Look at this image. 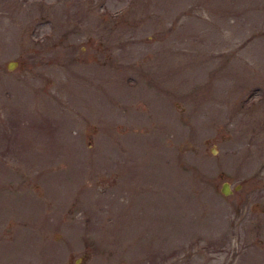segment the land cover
<instances>
[{"label":"rangeland","instance_id":"1","mask_svg":"<svg viewBox=\"0 0 264 264\" xmlns=\"http://www.w3.org/2000/svg\"><path fill=\"white\" fill-rule=\"evenodd\" d=\"M0 264H264V0H0Z\"/></svg>","mask_w":264,"mask_h":264},{"label":"water","instance_id":"2","mask_svg":"<svg viewBox=\"0 0 264 264\" xmlns=\"http://www.w3.org/2000/svg\"><path fill=\"white\" fill-rule=\"evenodd\" d=\"M17 64V61L15 60H10L8 63H7V67L9 69H12L15 67V65ZM240 186V184H236L234 185V189H238V187ZM233 188L231 187V184L229 181H226L224 180L222 183H221V187H220V190L223 194H228V193H231Z\"/></svg>","mask_w":264,"mask_h":264}]
</instances>
